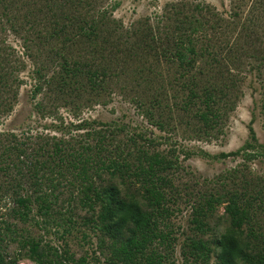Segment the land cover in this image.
Listing matches in <instances>:
<instances>
[{"label": "trees", "instance_id": "16d2710c", "mask_svg": "<svg viewBox=\"0 0 264 264\" xmlns=\"http://www.w3.org/2000/svg\"><path fill=\"white\" fill-rule=\"evenodd\" d=\"M25 1H29L28 9L21 19L19 15H11L19 12ZM99 1L104 0H0L2 16L7 17L6 21L11 23L14 33L26 34L25 44L30 40L38 50L49 46L53 56L60 58V69L51 78L43 80L42 69L35 71L38 83L33 96L43 90V85L46 87L45 96L52 100L63 95L77 100L86 94L99 96L107 89L111 77L117 76L114 61L118 55H129L141 49L158 60L163 59L180 72L179 87L187 93L185 99L175 107L185 112L195 107L193 117L202 123L204 130L217 128L218 118L222 116L219 115L220 109H230L228 99L238 85L232 70H239L236 62L240 61L241 56H246V52L242 49L243 53L230 56L231 52L237 51L234 48L239 47L234 43L224 53L227 42L225 47L220 43L216 52L211 51L207 44L211 38L207 32L216 30L218 26L211 24L208 18H215V15L198 4L193 6L197 17H187L182 9L187 4H177L172 6L175 9L173 15L175 20L180 21L174 29L165 25L162 29H153L148 25L144 32L134 31L130 34V39L137 40L126 48L121 38L119 41L111 40L113 32L105 13L100 18L97 14L90 15ZM115 8L116 5L112 7ZM81 10L87 11L83 14ZM216 21L222 22L221 19ZM202 39H206L207 43H203ZM82 44L89 50L82 59L74 58L70 50ZM55 45L58 49L53 47ZM25 46L30 50V44ZM5 56L0 49V113L11 112L16 100V93L8 99V103L3 98L4 93L10 92L14 85V79L10 80L12 71L9 73L4 69L8 64ZM254 56L251 55V58ZM194 57L205 58V65H214L215 68L220 65L217 75L203 81L199 79L201 69L195 66ZM19 85L20 81L17 82ZM150 103L149 107L143 104L139 106L146 108L152 118L156 113L153 109L159 112L154 125L159 130H165L166 123L160 120L165 110L163 102L155 95ZM37 106L39 108L40 104ZM86 126L87 123H83L80 128ZM118 130L122 132L123 129ZM248 130L249 141L239 150L220 153L215 158L227 159L241 153L246 161H251L264 155L261 151L263 145L257 143L252 126ZM90 132L87 139L93 143L85 142L78 150L63 147L58 142L53 144L51 150L47 148V143L45 148L38 146L30 152H27L25 142H20L13 134L2 135L0 206L2 202L3 207L9 204L4 201L6 199L13 205L6 216L26 223L30 221L34 203L39 205V212L46 216L58 200L56 191L68 185L73 191L69 190V197L62 204L69 205L77 200L80 207L90 213V218H85L83 224L90 225L96 232L98 248L104 256V262L97 264H175L172 257L175 240L171 231H165L171 214L168 204L176 202L175 197H169L166 191L172 189L166 176L172 168V161L159 153H149L138 146L133 138H129V143L127 140L115 142L114 131ZM114 180H119L125 193L113 183ZM215 202L219 203V200L207 198L194 207L193 222L202 233L205 223L201 218H206L213 211ZM225 214L231 229L215 241L220 246V255L215 264H264V218H261L264 214V185L257 183L254 189L245 188L240 193L229 194ZM15 227L14 223L0 219V244L8 236L12 241L16 240L13 237ZM235 232L241 236L244 233V239L231 235ZM209 243L201 238L191 240L188 244L190 250L182 251L184 264H206L211 252ZM18 247V252L27 250L26 254L34 264H86L84 258L74 261L66 250L58 251L31 238L19 241ZM5 256L0 249V264H13Z\"/></svg>", "mask_w": 264, "mask_h": 264}, {"label": "rangeland", "instance_id": "374dc122", "mask_svg": "<svg viewBox=\"0 0 264 264\" xmlns=\"http://www.w3.org/2000/svg\"><path fill=\"white\" fill-rule=\"evenodd\" d=\"M28 2L22 5L19 12L11 15H19L21 19V15L28 9ZM180 3L187 4L182 8L187 17H197L193 6L198 4L207 7L215 15V18L208 19L211 24L218 26L217 29L207 32L211 38L208 43L202 39L203 43L211 47V51L216 52L220 43L225 47L227 42L228 47L224 53L234 43L239 47H235L237 51L231 52L230 56L243 53L242 49L246 52L240 61L235 59L239 70H232L228 66L238 85L229 96L230 109H220L219 115L222 116L218 118L217 128L204 130L202 123L193 117L195 107L190 112L175 107V104L185 99L187 93L180 90V72L163 59L158 60L141 49L129 55H118L114 61L117 76L111 77L107 89L99 96L86 94L77 100L63 95L52 100L48 95L45 96L44 85L43 90L33 96L38 83L35 71L42 69L43 80L51 78L60 69V58L53 56L49 46L38 50L36 45H31L30 40L26 42L31 46L27 50L24 42L26 34L14 33L11 23L6 21L7 17L2 16L0 10V49L8 62L4 69L9 73L12 71L10 80L14 79L11 91L3 95L5 103L16 93L11 112L0 113V138H3L2 135L13 134L20 142H25L27 152L38 146L45 148L47 143V148L51 150L53 144L58 142L63 147L78 150L85 142L93 143L87 139L90 131L108 129L115 132V142L127 140L129 143V138H133L138 146L149 153L166 156L173 163L166 175L172 189L166 191L169 197L176 199V202L168 204L171 214L167 219L168 229H165L171 231L175 240L172 254L174 263L184 264L182 251L190 250L188 244L191 240L201 238L210 242L211 252L206 264H215L220 255V246L215 241L231 229L225 214L227 196L240 193L245 188L254 189L257 183L264 185V155L251 161H246L241 153L227 159L215 158L220 153L236 152L249 141L250 126L255 131L257 143L264 147V0H104L98 2L90 15L97 14L100 18L105 13L113 32L111 40L119 41L121 38L127 48L129 43L137 40L132 37L130 39V34L134 31L144 32L148 25L153 29H162L164 25L174 29L180 20H175V9L172 6ZM114 5L116 8L112 9ZM81 11L84 14L87 10ZM53 47L58 49L56 45ZM88 50L82 44L72 48L70 53H74V58L82 59ZM250 54L255 56L251 58ZM193 60L195 66L201 69L203 75L199 79L202 81L217 75V67L220 65L216 68L214 65H205V58L194 57ZM221 64L225 65L224 62ZM155 95L165 106L160 115V120L166 123L165 130H159L154 125L159 112L153 109L157 114L152 118L146 108L139 106H150V100ZM88 100L91 102L88 103ZM96 101L101 103L97 104ZM83 123H87V126L80 128ZM120 128L122 132L118 130ZM263 147L261 151L264 153ZM113 183L125 193L119 180ZM66 187L56 191L58 200L48 215L40 213L39 205L34 203L30 221L26 223L8 218L7 210L13 205L6 199L4 201L9 204L3 207L2 202L0 219L16 226L13 236L16 240L12 241L8 236L0 244L7 260L11 259L13 264H34L28 258L27 250L18 252L19 241L31 238L41 241L42 245L55 247L58 251L66 250L74 261L84 258L86 264L104 262L96 232L90 225L83 224L85 218H90V213L81 208L77 200L69 205L62 204L69 197V190L73 191L70 186ZM207 198L218 199L219 203L215 202L213 211L206 218H201L205 223L202 233L193 222L194 207ZM261 218H264V214ZM231 235L241 239L245 236L237 232Z\"/></svg>", "mask_w": 264, "mask_h": 264}]
</instances>
